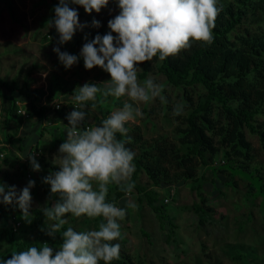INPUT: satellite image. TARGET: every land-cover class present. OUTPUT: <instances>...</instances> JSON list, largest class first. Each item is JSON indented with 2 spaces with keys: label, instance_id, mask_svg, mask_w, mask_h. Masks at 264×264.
I'll list each match as a JSON object with an SVG mask.
<instances>
[{
  "label": "rangeland",
  "instance_id": "374dc122",
  "mask_svg": "<svg viewBox=\"0 0 264 264\" xmlns=\"http://www.w3.org/2000/svg\"><path fill=\"white\" fill-rule=\"evenodd\" d=\"M50 3V0H0V78L9 80L14 77L20 84L27 70L30 69V77L33 79L32 87L46 88L51 85L54 88L51 99H46L47 92L44 90L38 103L51 105L52 102L59 101L61 105L70 106V102L74 101L71 97L64 96L55 82L73 86L75 89L82 87L85 83L103 88V83L109 81L111 77L98 66L91 70L85 69L80 53L83 45L91 40L85 39V36L78 32L74 34L71 41L61 45L60 50L76 55L79 57L78 62L66 69L59 61L57 53L53 51L55 38L48 34L49 31L56 30L54 26H48V22L54 19L50 12ZM69 7L77 12L84 10L82 6L72 4L70 0ZM100 12L118 15L120 13L118 1L109 2ZM241 28L257 33L264 30V22L259 26L256 23H246ZM137 67L139 74L142 71V64ZM148 78L164 85L162 95L166 102L156 98L147 104L141 103L139 107L143 115L125 126L128 129L140 131L144 138L165 135L174 139L175 127L182 125L189 105L184 95H190L196 99L197 95L203 92V88L200 85L187 86L183 93L181 88L166 82L164 75L157 70V63L153 61L145 79H141L138 75V81L143 83ZM2 101L3 97L0 93V138L6 141L4 138L6 133L12 135L17 133L19 123L12 120L9 126L5 127L1 109ZM103 101L104 98L98 93L96 101L88 102V123L91 127L95 126L96 117L99 116L97 107L92 108L93 103H100L102 109L110 110L105 119L112 111L122 108L126 101L133 103L127 96L119 99L108 97L106 103ZM181 103L184 105L183 114L173 116L174 107ZM257 119L264 120V115H258ZM24 120H26L27 131H23L14 139L22 145L25 142L28 143L25 149H28L29 144H33L34 150H40V156L35 158L40 168L49 169L50 164L59 167L54 163L59 156V147L62 144L58 139L61 137L63 142L66 140L65 126L67 125L56 124L51 114L40 125L35 122L34 117ZM41 126L46 129H41ZM244 133L252 147V161L261 167L264 174V150L260 146L258 137L246 128ZM35 139H38L36 145ZM15 148L17 150V145ZM16 152L9 150L8 153L0 156V185L5 186V192L9 187L15 186L19 193L30 180L35 182L30 190L31 223L22 218L21 210L15 213V217L21 221V226L16 230L18 237L32 240L37 232L33 209H43L49 203L52 207L59 202L60 197L58 194H51L50 190L44 187L46 183L38 177L26 176L27 170H33L31 162L24 163ZM221 160L220 153L213 159L215 164ZM10 163H13V166ZM22 165L25 168H22ZM198 172L204 176L201 187L206 198L202 203L204 211L195 210V205L200 201L196 190L191 187L190 180L182 185L172 186L173 197L168 201H165L169 194L168 189L154 187L158 193L156 204L160 205L163 202L161 210L166 215L163 225L145 199L142 203L137 202L135 193L118 200V207L121 208H125L129 201L136 205L135 209H128L123 221H119L124 246L134 264H264V202L260 197L252 198L249 195L247 181L239 174L233 179L235 186L231 187L219 182L209 169L199 167ZM211 180L214 181L218 191L210 189ZM251 180L254 182L253 178ZM138 182L150 188V179L144 172L139 174ZM0 199H3L2 196ZM65 218L68 224L64 225L61 233L55 234V238L50 236L48 245L53 249V255L59 250L63 242L62 231L67 227L71 226L76 231L98 230L97 218L94 220L86 216L75 218L70 213ZM41 219L46 231L48 224L52 222L47 221L44 215ZM6 245L4 237L0 236V251Z\"/></svg>",
  "mask_w": 264,
  "mask_h": 264
},
{
  "label": "trees",
  "instance_id": "16d2710c",
  "mask_svg": "<svg viewBox=\"0 0 264 264\" xmlns=\"http://www.w3.org/2000/svg\"><path fill=\"white\" fill-rule=\"evenodd\" d=\"M50 1V12L55 17L54 9L59 0ZM111 1L114 0H109ZM217 6L221 11L212 29L211 44L193 42L191 48L181 51L175 57H169L165 61H159L158 57H154L152 60L157 63V70L164 75L166 82L181 88L183 93L187 86L200 85L203 88V92L199 93L196 99L184 95L189 105L182 125L175 127V138L165 135L144 138L140 131L133 128L127 133L126 147L136 154L134 158L136 171L131 178V182L135 184L132 193L136 194L138 203H142L143 199L147 201L162 225L166 215L161 210L163 202L160 205L156 204L158 193L154 187L167 188L169 193L172 186H179L190 180L191 187L196 190L200 201L195 205V210L204 211L202 203L206 198L201 191L204 176L198 172L199 167L209 169L224 186H235L234 177L241 175L247 181L249 195L252 198L260 197L264 202V174L261 167L252 161V147L244 133L246 128L251 134H255L264 150V120L257 119L258 115H264V30L254 33L241 28L246 23H256L259 26L264 22V0H218ZM116 16L114 13L101 14L95 11L89 14L81 9L78 11L79 23L87 26L76 32L93 40L97 34L103 36L111 31L108 22ZM93 19L100 22L99 28L92 26ZM48 34L55 38V47L61 50L57 31H49ZM112 34L116 36L115 33ZM152 61L142 63V71L138 74L141 79H145ZM32 81L30 69L20 84L14 77L9 80L0 78V93L3 97L1 109L5 127L9 126L12 120L18 123L22 121L21 115L17 113L16 99L27 102L29 118L34 117L37 124L40 125L51 114L56 124L68 125L67 117L75 107L61 105L55 108L46 103H38L45 91L46 99H51L54 88L48 85L44 91L41 86L32 87ZM55 85L64 96L72 97L75 94L76 89L73 86L57 82ZM97 109L99 116L96 117L95 126H99L110 112L109 109H102L100 103L97 104ZM82 110L86 113L82 125L85 127L89 125L88 102ZM41 129L45 130L46 127L41 126ZM41 134L42 132L39 136ZM13 136L6 133L4 138L11 142ZM117 138H121L119 133ZM58 141L63 143L61 137ZM34 143L36 145L38 139H35ZM33 147L34 145L29 144L28 149L20 150L24 152L23 154H28L35 149ZM1 148L3 147L0 146V150ZM219 153L222 160L215 164L213 159ZM10 165L13 166V163ZM48 166L56 172L60 170L54 165ZM21 167L25 168L24 165ZM141 172L150 179V188L138 182ZM38 178L43 182L45 180L43 176ZM209 185L211 190L218 191L213 180ZM44 187L50 190L51 186L46 183ZM125 196L126 194L119 190V186L113 184L106 202L118 206V200ZM46 207H51V204H47ZM19 211L15 203L5 204L0 199V236L4 237L7 243L0 251V262L10 259L14 251H24L32 246L40 247L45 242L50 244V236L45 230H41L45 229V224L41 222L42 209L32 211L37 225L33 239L25 240L18 237L8 219L12 216L18 220L15 213ZM100 219L102 218H97L98 225ZM111 243H119L121 246L119 259L114 260L112 264H134L126 251L123 237Z\"/></svg>",
  "mask_w": 264,
  "mask_h": 264
},
{
  "label": "clouds",
  "instance_id": "9594fccd",
  "mask_svg": "<svg viewBox=\"0 0 264 264\" xmlns=\"http://www.w3.org/2000/svg\"><path fill=\"white\" fill-rule=\"evenodd\" d=\"M80 5L85 12L99 13L109 4V0H70ZM218 0H118L119 15L108 22L109 33L97 34L93 40L83 45L80 56L84 67L91 70L100 67L111 79L101 88L85 83L75 90L71 97L75 110L67 117L66 140L59 147V156L54 163L60 170L45 178L51 194H58L59 202L42 209L48 224L46 234L55 238L61 233L65 218L71 214L75 218L86 216L100 219L98 230L76 231L69 226L62 231V244L53 255V249L45 242L40 247L12 252L11 258L0 264H112L120 256V244L111 243L122 238L121 224L128 209L136 205L128 202L125 208L106 202L110 185L119 186L126 195L132 193L135 184L131 178L136 171L135 153L126 147L129 129L125 126L143 114L139 105L147 104L162 95L163 84L152 78L143 83L138 81V67L146 61L158 57L165 61L189 49L193 42L211 44L212 29L221 11ZM55 17L48 22L59 34L60 45L73 39L77 30L87 25L80 24L78 12L69 7V0H59L54 9ZM92 26L100 27L93 19ZM115 33L116 36H113ZM87 39V37H85ZM98 46V47H97ZM59 61L66 69L78 62L79 57L53 48ZM107 102L108 97L119 99L127 96L133 103L125 102L123 107L111 112L99 126L83 127L86 113L82 109L87 102L96 101L97 94ZM97 104L93 103L92 108ZM184 105L177 104L173 116L182 115ZM120 134V139L117 134ZM34 171L40 165L34 156H29ZM35 182L29 181L19 193L15 186L0 185V196L5 204L15 202L22 212V218L31 223V188ZM44 231L45 229H41Z\"/></svg>",
  "mask_w": 264,
  "mask_h": 264
},
{
  "label": "built area",
  "instance_id": "2783aa9c",
  "mask_svg": "<svg viewBox=\"0 0 264 264\" xmlns=\"http://www.w3.org/2000/svg\"><path fill=\"white\" fill-rule=\"evenodd\" d=\"M43 89L46 90V88H43ZM74 103L75 102H73V103L70 102V106L74 107ZM15 104L17 105V113H19L23 119L28 118L29 117V113H28V111L26 109L27 102L24 101V100L16 99L15 100ZM51 106H53L55 108H59L61 106V103L59 101L58 102H52ZM87 127H90V126L89 125H85V128H87ZM3 155H4V153L1 152L0 156H3ZM30 155L34 156V158H38L40 156V150L39 149L38 150L32 149L28 154H25V155L20 154L19 158L24 163H28V162H30V159H29ZM55 172L56 171L48 169V168H40L39 171L27 170L26 176L29 177V178L30 177L43 176L44 178H46L49 175L54 174ZM172 197H173V187L170 188L169 194L165 198V201H168L169 198H172ZM8 222H9L10 226L12 227V229H14V230H17L21 226V222L19 220L14 219V217H12V216L8 219Z\"/></svg>",
  "mask_w": 264,
  "mask_h": 264
},
{
  "label": "crops",
  "instance_id": "0c3cea01",
  "mask_svg": "<svg viewBox=\"0 0 264 264\" xmlns=\"http://www.w3.org/2000/svg\"><path fill=\"white\" fill-rule=\"evenodd\" d=\"M26 125H27L26 120L22 119L21 123H19L17 133H15L14 136L10 139L11 142L4 141L3 138H0V146L3 147V148H1L0 153L3 152L5 154V153H8L9 150H12L14 152L17 151L16 152L17 156H19L20 154L25 155V154H23L24 152H22V150H20V149L25 148L28 145V143L25 142V144H23L24 145L23 146L22 143L17 142V140H15L14 138L20 136V134L27 129ZM15 145H17V150L15 148ZM31 145H33V144H31Z\"/></svg>",
  "mask_w": 264,
  "mask_h": 264
}]
</instances>
